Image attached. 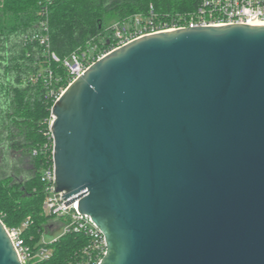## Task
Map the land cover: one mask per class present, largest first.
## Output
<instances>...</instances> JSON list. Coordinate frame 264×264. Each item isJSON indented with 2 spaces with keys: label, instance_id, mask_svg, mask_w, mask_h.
Masks as SVG:
<instances>
[{
  "label": "water",
  "instance_id": "water-1",
  "mask_svg": "<svg viewBox=\"0 0 264 264\" xmlns=\"http://www.w3.org/2000/svg\"><path fill=\"white\" fill-rule=\"evenodd\" d=\"M56 193L99 264H264V25L145 36L51 108ZM0 264H21L0 221Z\"/></svg>",
  "mask_w": 264,
  "mask_h": 264
},
{
  "label": "trees",
  "instance_id": "trees-1",
  "mask_svg": "<svg viewBox=\"0 0 264 264\" xmlns=\"http://www.w3.org/2000/svg\"><path fill=\"white\" fill-rule=\"evenodd\" d=\"M39 1L0 0V115L5 111L0 154L8 155L2 154L7 165L0 166V221L6 229L28 223L20 235L33 256L27 264H81L88 243L84 235L44 241L63 222L42 210L41 173L52 164L46 136L54 104L49 90L67 85L65 68L49 54L61 61L80 52L90 54L92 46L107 48L113 23L144 13L150 5L159 14L191 12L198 0H50L45 3L48 48L30 39L40 32ZM42 249L50 250V257L34 258Z\"/></svg>",
  "mask_w": 264,
  "mask_h": 264
},
{
  "label": "built area",
  "instance_id": "built-area-1",
  "mask_svg": "<svg viewBox=\"0 0 264 264\" xmlns=\"http://www.w3.org/2000/svg\"><path fill=\"white\" fill-rule=\"evenodd\" d=\"M45 3L49 4L50 0H40L38 3L37 15L41 17L38 25L40 32L33 34L30 39L37 40L40 46L48 48L45 20L47 6ZM262 24H264V0H198L193 11L175 14H159L150 5L144 13H137L113 23L109 27L110 43L107 48L97 49L96 46H92L90 54L80 52L61 61L54 54H49L52 60L60 62L67 73L66 87L59 88L58 91L50 89L49 96L55 103L65 89L81 77L94 62L139 38L187 28L229 25L260 26ZM51 76L52 73L48 71L49 79ZM48 86L50 87L51 84L49 83ZM52 121L53 116L50 114L46 136L50 142L51 155L53 152L50 132ZM32 155H36L35 150L32 151ZM41 180L44 183L45 194L42 204L43 213L46 216L63 220L59 226L61 227L60 235L75 233L82 234L88 239V243L82 251L83 261L81 264H99L106 251L104 237L88 216L78 212L77 202L67 206V200L63 199V194L56 193L53 161L50 167L42 170ZM27 225L28 223L25 222L18 229H6L21 264H27L33 257L20 238L21 232ZM50 255V250L42 249L34 258L46 260Z\"/></svg>",
  "mask_w": 264,
  "mask_h": 264
},
{
  "label": "rangeland",
  "instance_id": "rangeland-1",
  "mask_svg": "<svg viewBox=\"0 0 264 264\" xmlns=\"http://www.w3.org/2000/svg\"><path fill=\"white\" fill-rule=\"evenodd\" d=\"M0 82H4L3 77L0 78ZM1 107H2V105H0V108ZM1 113H2V115H0V141L2 140V136H3V131H2L3 130L2 129L3 128V121H2V118H4V116H5V111H2ZM5 153L6 152H3L2 154L5 155ZM2 154H0V166L1 167H5L7 165V163H6V161H4V157H2ZM5 156L7 157L8 155H5ZM14 164H16V161H15ZM10 165H11V167H13L12 164H10ZM26 169H29V168L27 167ZM60 234H61V227H57L51 232L50 236H45L44 237V241L51 242L55 237H58Z\"/></svg>",
  "mask_w": 264,
  "mask_h": 264
},
{
  "label": "bare ground",
  "instance_id": "bare-ground-1",
  "mask_svg": "<svg viewBox=\"0 0 264 264\" xmlns=\"http://www.w3.org/2000/svg\"><path fill=\"white\" fill-rule=\"evenodd\" d=\"M262 25H264V24H262ZM262 25H260V26H262Z\"/></svg>",
  "mask_w": 264,
  "mask_h": 264
}]
</instances>
